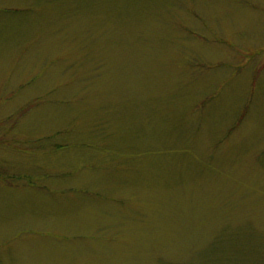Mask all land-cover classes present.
Instances as JSON below:
<instances>
[{
  "label": "rangeland",
  "instance_id": "1",
  "mask_svg": "<svg viewBox=\"0 0 264 264\" xmlns=\"http://www.w3.org/2000/svg\"><path fill=\"white\" fill-rule=\"evenodd\" d=\"M0 264H264V0H0Z\"/></svg>",
  "mask_w": 264,
  "mask_h": 264
}]
</instances>
